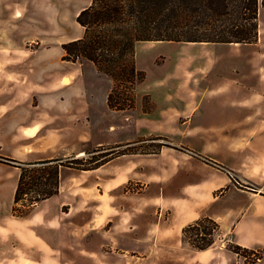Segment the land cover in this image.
<instances>
[{
    "label": "crops",
    "instance_id": "1",
    "mask_svg": "<svg viewBox=\"0 0 264 264\" xmlns=\"http://www.w3.org/2000/svg\"><path fill=\"white\" fill-rule=\"evenodd\" d=\"M90 3L0 0L1 157L21 162L55 159L93 140L94 131L105 127L107 121L96 104L101 74L89 61L59 58L63 44L82 37L76 18ZM233 64L234 80L216 90L229 98V106H221L217 119L229 128V138L222 141L229 144V154L185 155L182 165L188 171L183 177L196 180L168 190L163 186L160 195L156 186L157 197L145 200L155 204V220L141 216L126 222L122 211L110 203L112 212L99 209L95 216L89 211V199L81 197L78 205L57 200L61 183L56 195L39 202L26 216L15 217L11 211L20 170L0 162V264H79L83 257L85 264H160L158 256L179 251L190 255L164 264H241V257L228 248L229 241L259 252L260 259L252 264H264V55ZM141 156L147 155H119L84 172ZM152 168L145 175L120 176L119 187L124 181L137 186L141 182L137 177H159L158 169ZM98 183L109 190L107 184ZM202 217L214 219L220 234L209 248L196 250L182 229ZM77 218L89 229L84 225L83 231L74 230L81 223ZM123 226L130 232H122ZM122 235L128 246H123ZM222 236L228 242H220Z\"/></svg>",
    "mask_w": 264,
    "mask_h": 264
},
{
    "label": "rangeland",
    "instance_id": "2",
    "mask_svg": "<svg viewBox=\"0 0 264 264\" xmlns=\"http://www.w3.org/2000/svg\"><path fill=\"white\" fill-rule=\"evenodd\" d=\"M258 26V40L253 44L137 42L135 64L146 75L144 81L135 88L134 109H108L105 93L108 95L112 82L101 74L96 104L100 111H103L107 121L105 127H98L97 132L94 131L93 140L76 145L72 152L61 154L57 158L75 156L88 159L92 155L89 152L98 146H120L115 148L116 151H124L129 156H147L120 158L90 173L62 166L60 170L65 172L60 175L59 171V184H62L63 191L57 200H69L78 205L81 197L89 199V211L94 212L95 216L99 209L112 212L110 203L117 211H122V218H125L126 222L129 217L134 218L130 221H136L141 216L155 220V204L148 205L145 200L157 197L156 186L160 195L163 186H167L165 189L168 190L196 180L191 176L183 177L188 171V167L182 165L185 155L195 158L197 151L208 156L223 157L229 154V144H222L223 139L229 138V128L217 122L218 116L221 115L219 109L221 106H229V98L226 94H221L222 91L216 90L225 87L228 82L230 85V80H234V62L264 55L263 5L259 6ZM81 29L83 31L82 27ZM61 55L62 52L59 58ZM86 61L80 59L78 62ZM144 106L152 107V110L144 113ZM158 164H167V167L159 169ZM152 165L158 169L157 173L161 174L159 177H137L141 181L137 186L134 187L130 181H124L121 188L119 187L117 180L120 176L145 175L153 170ZM198 165L205 167L203 164ZM176 176L180 178L175 179ZM98 182L107 184L109 190ZM234 184L241 186V183ZM132 188L135 191H127ZM145 192L146 194L130 197ZM77 220L81 222L80 218ZM116 221H119V216ZM84 225L82 222L78 223L74 230L83 231ZM109 225L110 223L106 228ZM85 227L89 229L88 226ZM127 228L129 229V226ZM128 229L123 226L121 231L129 233ZM122 237L126 238L123 235ZM125 238L123 246H128ZM221 240L220 242H228L223 236ZM75 242L82 243L81 240ZM189 255L179 251L172 256H158L157 262L164 264L167 260H175L178 263L180 258ZM239 257L241 264H252L260 259L261 254L254 251ZM72 258L79 259L74 256ZM83 259L82 262L79 259V264L86 263L84 257Z\"/></svg>",
    "mask_w": 264,
    "mask_h": 264
},
{
    "label": "trees",
    "instance_id": "3",
    "mask_svg": "<svg viewBox=\"0 0 264 264\" xmlns=\"http://www.w3.org/2000/svg\"><path fill=\"white\" fill-rule=\"evenodd\" d=\"M260 5L264 6V0H91L76 18L83 36L62 45V59L91 62L112 82L106 99L108 108L130 111L135 106V88L146 75L135 64L137 42L253 44L258 40ZM151 110L143 107L144 113ZM117 147L98 146L89 152L92 155L88 159L72 156L21 162L0 156V162L20 170L12 215L26 216L39 202L56 195L60 167L95 170L126 154L116 151ZM219 234V224L209 217L182 229V235L196 250L209 248ZM228 248L238 256L254 252L233 243Z\"/></svg>",
    "mask_w": 264,
    "mask_h": 264
}]
</instances>
